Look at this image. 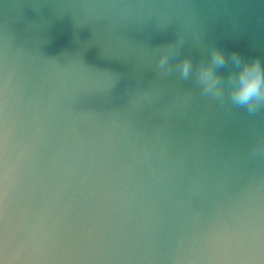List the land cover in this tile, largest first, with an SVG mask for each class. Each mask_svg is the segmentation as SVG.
Segmentation results:
<instances>
[{"label":"water","instance_id":"1","mask_svg":"<svg viewBox=\"0 0 264 264\" xmlns=\"http://www.w3.org/2000/svg\"><path fill=\"white\" fill-rule=\"evenodd\" d=\"M216 47L264 58V0H0V264H264V108L202 94Z\"/></svg>","mask_w":264,"mask_h":264},{"label":"clouds","instance_id":"2","mask_svg":"<svg viewBox=\"0 0 264 264\" xmlns=\"http://www.w3.org/2000/svg\"><path fill=\"white\" fill-rule=\"evenodd\" d=\"M176 50L177 46L173 44L163 49L158 64L161 70L168 68L169 57ZM226 61H230L233 70L225 83L221 82L213 69L223 67ZM191 70L192 59L188 56L180 66L182 78L187 79ZM196 82L202 94L213 100L223 102L227 91L231 105L245 109L250 115H255L264 108V58L260 56L246 59L238 50H233L229 57L224 50L216 47L212 49L209 62L199 72Z\"/></svg>","mask_w":264,"mask_h":264}]
</instances>
